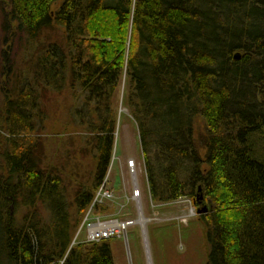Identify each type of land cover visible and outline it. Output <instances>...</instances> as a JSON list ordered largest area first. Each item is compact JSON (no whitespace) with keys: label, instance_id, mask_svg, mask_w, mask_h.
I'll return each mask as SVG.
<instances>
[{"label":"trees","instance_id":"1","mask_svg":"<svg viewBox=\"0 0 264 264\" xmlns=\"http://www.w3.org/2000/svg\"><path fill=\"white\" fill-rule=\"evenodd\" d=\"M0 7L4 28L15 22L27 45L13 88H2L0 264H114L109 240L71 242L109 166L124 76L152 200L207 206L205 264H264V0ZM3 63L6 76L12 63ZM48 92L76 100L70 116L96 162L72 201L60 167L44 165L38 133Z\"/></svg>","mask_w":264,"mask_h":264},{"label":"rangeland","instance_id":"2","mask_svg":"<svg viewBox=\"0 0 264 264\" xmlns=\"http://www.w3.org/2000/svg\"><path fill=\"white\" fill-rule=\"evenodd\" d=\"M4 17L5 11L0 7V124L4 120L2 88L6 83L14 86L16 68L19 64L22 68L27 59V45L17 38L16 23L11 22L4 28ZM4 57L12 63L6 76L3 75ZM125 92L124 76L113 98L117 118L109 166L79 221L71 246L89 243L87 230L97 221H123L127 223L121 234L108 239L114 264H205L208 246L200 215L207 211L199 213L204 205L195 206L187 197L169 203L152 200L138 127L124 104ZM47 97L43 106L44 121L38 133L44 145V165L60 167L72 201L75 189L92 177L96 162L84 150L88 133L70 116L76 100L66 92H48ZM14 99L16 102V93ZM202 130L203 124L198 119L195 137ZM70 212L75 216V207ZM142 217L146 220L142 221Z\"/></svg>","mask_w":264,"mask_h":264},{"label":"built area","instance_id":"3","mask_svg":"<svg viewBox=\"0 0 264 264\" xmlns=\"http://www.w3.org/2000/svg\"><path fill=\"white\" fill-rule=\"evenodd\" d=\"M137 191L135 192V194ZM138 194V193H137ZM127 222L120 221H97L96 224L89 225L88 228V240L100 241L101 239H108L115 236H119L124 230V226Z\"/></svg>","mask_w":264,"mask_h":264},{"label":"water","instance_id":"4","mask_svg":"<svg viewBox=\"0 0 264 264\" xmlns=\"http://www.w3.org/2000/svg\"><path fill=\"white\" fill-rule=\"evenodd\" d=\"M207 206H204L202 209H199L198 210V212L200 213V212H206L207 211Z\"/></svg>","mask_w":264,"mask_h":264},{"label":"bare ground","instance_id":"5","mask_svg":"<svg viewBox=\"0 0 264 264\" xmlns=\"http://www.w3.org/2000/svg\"><path fill=\"white\" fill-rule=\"evenodd\" d=\"M3 113H4V110H3ZM141 219H142V221H145L146 220V219H143V217ZM89 242L92 243V242H99V241H92L91 239H89Z\"/></svg>","mask_w":264,"mask_h":264}]
</instances>
